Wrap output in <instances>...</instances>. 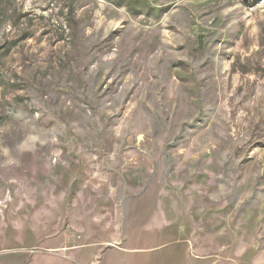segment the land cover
Wrapping results in <instances>:
<instances>
[{"label": "rangeland", "instance_id": "rangeland-1", "mask_svg": "<svg viewBox=\"0 0 264 264\" xmlns=\"http://www.w3.org/2000/svg\"><path fill=\"white\" fill-rule=\"evenodd\" d=\"M0 264H264V0H0Z\"/></svg>", "mask_w": 264, "mask_h": 264}, {"label": "crops", "instance_id": "crops-1", "mask_svg": "<svg viewBox=\"0 0 264 264\" xmlns=\"http://www.w3.org/2000/svg\"><path fill=\"white\" fill-rule=\"evenodd\" d=\"M118 246H120V245H118ZM118 246H116V247H118ZM122 249H124V250H128V251L133 250V249H131V248H123V247H122Z\"/></svg>", "mask_w": 264, "mask_h": 264}]
</instances>
